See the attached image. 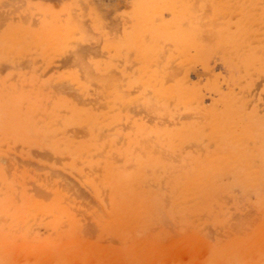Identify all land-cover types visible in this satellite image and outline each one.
Returning a JSON list of instances; mask_svg holds the SVG:
<instances>
[{"label":"bare ground","instance_id":"bare-ground-1","mask_svg":"<svg viewBox=\"0 0 264 264\" xmlns=\"http://www.w3.org/2000/svg\"><path fill=\"white\" fill-rule=\"evenodd\" d=\"M89 1L91 5L92 2ZM162 5L171 10L168 24L176 31L180 29L182 23L185 25L187 22L180 19L182 14L192 12L186 4L183 12L179 13L174 11L168 1L141 0L137 8V17L140 16L142 19L141 27L139 29L136 27L132 35L128 36V41L144 42L147 39L146 34L152 37L157 32L160 34L159 31L164 26L148 20L149 16L146 17V13L153 10L151 12L153 14ZM199 8L201 12L199 17L197 14V20L195 15L188 19L191 31L183 32L185 34L182 37V44H185V47L182 46L181 50L175 51L179 52L180 59L178 57L176 59L178 61L171 66L162 60L167 68L166 66L163 68L164 65L160 68L158 55L149 49L141 54L139 48L144 46L140 45L139 50L135 48L132 50L137 55L136 66L134 70H130L128 65L129 70L126 73L131 71L133 76L130 74L128 77L125 76L128 78L126 85L122 84L117 76L120 75L119 78L124 76V70L118 69L127 64L115 67L117 74L105 72L99 75L91 72L94 66L90 68L89 63L88 65L83 63L81 70L79 65L82 63L79 61L80 63L75 64L77 68L79 67L78 70L80 69L78 85L74 84L77 86L76 89H70L74 86L68 84L69 78L66 79V75H63L65 76L63 80L61 77L53 78L58 80L57 85L64 80L68 83L66 86L60 82L59 89L62 84L66 86V88L63 86L62 90L51 83L57 86L51 88L57 92L54 91L56 96L53 99L52 96L48 99V94L45 97L39 88L35 90L38 87L35 83L40 74H35L37 81L34 76L32 77L35 82L32 78H27L28 71L27 74L26 70L24 71L25 76L23 72L16 74L19 70H14V75H17L15 80L18 75L23 74L24 79L20 76L18 81L25 82L26 79L27 83L30 82L29 84L25 82L24 85L22 83L21 88H26L25 85L31 87L30 89L36 92V96L33 93L34 99H38L31 100L32 91L28 88V93L24 92L26 89L21 91L18 82H16L18 90L14 84L16 90L11 88L8 91L10 85L4 87L5 94L0 92V264H264V0H199ZM45 16L47 25L52 14L50 16L48 13ZM44 20L46 21L45 18ZM61 23L63 24L62 21ZM72 23H76V20L70 24ZM72 27L75 29V25ZM40 29L44 30L43 25ZM12 31L10 30V33ZM24 32L27 33L23 31L21 35H24ZM64 33L69 34L68 31ZM87 35L91 36L88 33ZM119 35H122L121 32ZM45 36L42 38L45 39ZM122 36L117 39L123 41L125 45L128 42L126 39L124 41V35ZM42 38L39 40L45 41ZM61 38L63 40V35ZM46 41L52 40L48 38ZM71 42V39L68 40V43ZM115 44L120 45L114 43L113 46ZM123 44L120 45L122 48ZM7 45L11 47L10 43ZM47 45L45 44L46 47ZM16 46L17 50L19 45ZM162 46L164 45L161 44V50L159 47L161 52L169 47ZM125 47L131 48L129 44ZM49 48L52 49L51 52L49 50L51 54L54 48L48 45L45 51ZM110 48L109 50H113ZM143 48L142 52L146 50ZM13 49H10L11 52ZM114 51L116 54L117 50ZM41 52L44 53V50ZM124 52L126 53V48ZM43 53L39 59L43 57ZM49 53L47 52L48 55ZM173 55L168 61L177 57V54ZM123 56H126L123 60L129 58V61H133L134 57L131 56L130 59L127 54ZM45 59L48 60L47 57ZM215 60L220 61L223 74L213 69L212 62ZM85 67L88 68L87 71ZM95 68H98V65ZM107 68L111 69L109 66ZM34 70L36 71L30 70L32 74ZM71 70L72 76L76 75L73 74L74 70ZM98 70L101 71L100 68ZM46 74L49 76L47 72ZM50 77L52 78V74ZM81 78H84V81L89 80L87 83L94 87L97 86L96 92L99 91L98 87H105L107 91L104 88L102 92L109 98L108 103H105L107 98L101 95L102 92L99 91L100 97H96L98 94L82 83L79 80ZM91 78L96 82L97 80L103 82L96 83ZM5 80V86L9 85L10 81H15L10 78ZM41 83L45 81L42 80ZM10 84L13 86V83ZM31 84L36 86L33 88ZM132 86L136 87L134 93L130 90ZM255 88L259 90L256 97V94L252 93ZM63 89L70 90L65 91L68 95L74 91V95L70 93V96L71 98L73 96L75 105H71L72 101L70 103L69 98V102L65 100L62 96ZM89 89L91 91L89 94L94 93L99 99L103 97L104 101L101 103L105 106V112L98 115L97 112L90 111L94 109L88 103L95 97L90 95L88 97ZM50 92L53 94L51 90ZM206 95L210 96L209 103L205 101ZM46 98L52 102L49 111L46 109L50 102ZM44 101L48 105H45ZM94 101L97 102L98 99ZM76 103L85 104L86 109L79 107L78 104L77 107ZM99 104L97 102L95 105L98 110L94 106L97 111L104 107L100 104L102 106L100 108ZM129 104L135 107H131L130 110ZM127 108H130L129 113L135 111L136 115L138 112H142V115L145 113L147 120L143 121L142 116L135 119L134 132L121 133L120 136V129L115 126L123 124L121 115ZM36 112H40L41 115L39 122L33 121ZM120 116L121 122L112 127ZM126 117L128 121L129 116ZM67 124V130L72 127L71 125L69 127V124L84 127L85 131L87 130L86 135L77 138L76 132L72 129L74 132L72 135L77 139L61 136L59 131H64L62 128ZM106 126L108 132L100 134L103 136L100 138L99 133L103 132L101 128ZM123 126L122 132L125 131ZM128 126H124L126 130ZM131 127L133 126L130 125L128 130L133 131ZM98 129L100 132L96 133ZM69 131L72 132L71 129ZM72 135L68 137L72 138ZM117 137H121L122 140L118 139L121 141L119 145ZM25 145L46 146L51 156L61 154L62 158L59 157L62 160L65 158L62 154H67V161L62 163L61 168L75 173L79 181L86 185L85 188L91 190L89 192L97 199L93 198L98 201V206L96 207V204L93 206L94 201L92 206L90 203L88 205V200L93 196L88 198L90 195L86 196L87 192L79 191L74 193V196L69 194L74 188L67 183L71 181L68 176L66 179L69 181L64 182L65 180L54 170H52L54 174L52 171L38 172L42 169L36 171L35 167H40L41 164L30 166L32 162L26 161L27 165L22 163L18 165L17 158L20 156L16 158V151L29 154L30 150H24ZM31 149L36 151L34 148ZM43 150H37V155L40 154L39 156L45 159L46 153ZM39 152H43V155ZM30 154L37 156L31 152ZM55 156L51 157V166L56 164V160L53 159L59 158ZM74 182L75 187L79 182L76 185ZM78 194L80 197L81 194L86 195L79 198ZM75 196L79 200L75 199ZM41 224L49 228L48 234L38 233L40 229L37 231L36 227ZM26 257H30L31 261L24 260Z\"/></svg>","mask_w":264,"mask_h":264},{"label":"rangeland","instance_id":"rangeland-1","mask_svg":"<svg viewBox=\"0 0 264 264\" xmlns=\"http://www.w3.org/2000/svg\"><path fill=\"white\" fill-rule=\"evenodd\" d=\"M21 1V2H20ZM162 1H168V3H170L171 5H172V7L174 8V11H176V12H183V8H184V6H185V4L189 7V9L190 10H192V12L190 13V14H186V13H183L182 14V16H181V20H185V21H187V22H185V25H184V23H182V25H181V27H180V29H177V31H176V29L174 28V29H172L173 27H171L169 24H168V22L170 21V19H171V10L170 9H168L167 7H166V5H162V6H160V8L158 9V11H156L155 13H151V12H153V10H148L147 11V13H146V17H148L147 19L148 20H152V21H156V22H154L155 24H161V26H164V27H167V28H164V27H161V29L162 30H160L159 32H160V34L157 32V34H155L153 37L150 35V34H146L145 36L147 37V39H146V37L144 36V38L147 40H144V42L146 41V43H144L143 41H139L138 43H137V41H135V43H137V44H135L134 42H132V41H128V36H130V35H132V33L135 31V29H136V27H137V29H139L140 27H141V22H142V19H141V17L139 16V17H137V8H138V6H139V3L141 2V0H91V2H92V4H93V7H92V4L90 5V1L89 0H0V37L2 38V40H1V38H0V42H2L3 44H1L0 43V78H2V79H0L1 81H0V86H1V88H2V83H3V88L1 89L0 88V92L1 93H6V91H5V88L4 87H6L7 88V86H10L11 85V87L10 88H7V90L8 91H10V89L11 88H15V87H17L16 86V82H18L19 84H18V87L19 88H21L22 86H21V84L22 85H24V83L26 82V79H25V82L23 81L22 82V80H21V82L20 81H18V78H20V76L23 78L24 77V75L23 74H25L27 71V75H28V79H31L33 76H34V79L35 78H37V76L35 75V74H37V75H39L40 74V76H38L39 77V79H38V81H37V79H35V80H33V78H32V80L33 81H35L34 83L38 86V87H36L35 88V90H37L38 88H39V91L41 92H43V94H44V96L46 97L47 96V94H48V99H50V97H51V99H53L55 96H56V93L55 92H57V90L55 91V89H51V88H54L53 86H55L56 88H57V86H59L60 85V82L61 83H65V85L68 83V82H62V81H60L59 82V85H57L56 84V82L58 81V80H53V78L54 79H56V78H62L61 80H63V77H65V76H63V75H66V79H71L73 82H71L70 83V81L71 80H69L68 79V81H69V83L68 84H73V86L74 87H70V89H73V88H75V87H77V86H75V85H78V82H77V80H78V78L80 77V75H79V71H80V69H81V66H84L83 65V63L84 64H87V63H89V65H90V68H92V66H96L97 67V65H98V68H100L101 69V71L100 70H98V68H95L94 69V67H93V69H92V73H94V74H96V73H98L99 75H103V74H105V72H106V74H108L109 72V74H114L115 72H116V74L118 73V71L120 70V69H123L124 70V73H123V75L124 76H121V78H123V79H121V78H119V76H117L118 77V79L121 81V83L122 84H124L125 83V85L127 84V82H126V80L128 79L127 77L129 76V74L131 75V76H133V73L131 74L130 72L131 71H129V72H127L126 73V71H128L129 69L130 70H134V66H136L135 65V63H136V59L135 58H137V55H135V51H132V50H134V48L136 49V50H139L140 49V53L142 54V53H145V52H147V50L149 49V51H154L155 52V55H158V59H160V61L158 62V65H159V67L161 68V66L162 65H164V66H162L163 68H165V64H167L168 66H169V64H170V66L174 63V62H177L176 61V59H178V55H179V52H175L176 50L178 51V50H181V48H183L182 46H184L185 47V44H182V37H183V35L185 34V33H187V32H190L191 31V27H190V25L188 24V19L190 18V16H194L195 15V20H197V14H198V17L200 16V8H199V0H197V3L195 4V1H193V0H162ZM95 2V3H94ZM175 2H178V3H175ZM24 4V5H23ZM99 4V5H98ZM105 4V5H104ZM179 4V5H178ZM191 4V5H190ZM176 5H178V6H176ZM20 6V7H19ZM80 6V7H79ZM86 6H88V7H86ZM183 6V7H182ZM19 7V8H18ZM87 8H90V9H87ZM11 9H13L12 11H11ZM41 9H43L42 11H41ZM86 9H87V11H86ZM193 9H198V10H193ZM18 10V11H17ZM3 11V12H2ZM46 11H47V13H46ZM51 12V13H50ZM159 12V13H158ZM50 14V16H51V14H52V17H51V19H50V16H48L49 18L48 19H50V21L48 20V24L46 25V23H47V17L45 16L46 14ZM89 13V14H88ZM92 13V14H91ZM196 13V14H195ZM67 14V15H66ZM69 14V15H68ZM91 14V15H90ZM96 14V15H95ZM165 14V15H164ZM22 15V16H21ZM71 15H73V16H71ZM86 15V16H85ZM135 15V16H134ZM168 15V16H167ZM67 16V17H66ZM70 16V17H69ZM84 16V17H83ZM133 16V17H132ZM151 16H153V17H151ZM69 17V18H68ZM73 19H72V18ZM78 17V18H77ZM98 17V18H97ZM102 17V18H101ZM151 17V18H150ZM156 17H159V18H156ZM44 18L46 19V21L44 20ZM53 18V19H52ZM59 19V20H54V19ZM61 18V19H60ZM67 18V19H66ZM134 18V19H133ZM163 18V19H162ZM186 18V19H185ZM64 19V20H63ZM80 19V20H79ZM133 19V20H132ZM179 19V20H180ZM41 20V21H40ZM43 20H44V23H42L43 22ZM76 20V23L78 24V23H80L79 24V26L81 27V29H77L79 26H77V24L76 23H72V25H75V29L72 27V25L70 24L71 22H74ZM95 20V21H94ZM158 20V21H157ZM53 21V22H52ZM55 21V22H54ZM56 21H58V22H56ZM61 21L63 22V24L61 23ZM130 21V22H129ZM140 21V22H139ZM10 22V23H9ZM38 22V23H37ZM50 22H52V26H51V23ZM8 23V24H7ZM56 23V24H55ZM66 23V24H65ZM10 24V25H9ZM40 24H42L43 25V29L44 30H41L40 29V26H41V28H42V25H40ZM49 24H50V26H49ZM82 24V25H81ZM9 25V26H8ZM37 25V26H36ZM44 25H46L47 27H45L44 28ZM5 26V27H4ZM8 26V27H7ZM26 26V27H25ZM30 26H31V28H30ZM61 26H63V27H61ZM72 28H71V27ZM87 26V27H86ZM97 26V27H96ZM125 26L126 27H128V28H125ZM12 29H11V28ZM24 29H23V28ZM29 27V28H28ZM50 27V28H49ZM56 27V28H55ZM67 27H70L69 29H67ZM169 27V28H168ZM2 28V29H1ZM10 28V30H13L11 33H10V30H8V29ZM19 28V30H16V29H18ZM47 28H49V30L47 29ZM15 29V30H14ZM21 29V30H20ZM27 29V30H26ZM31 31H29V30ZM61 29V30H60ZM70 29H72V30H70ZM5 30V31H4ZM27 31V33H25L24 35H25V37H24V35H21L22 33H23V31ZM48 32H47V31ZM52 30V31H51ZM58 30V31H57ZM63 30V31H62ZM75 30V32H73ZM163 30H165V31H163ZM179 30V31H178ZM43 31H46V32H43ZM49 31H50V33H49ZM64 31H68L69 32V34L68 33H64ZM78 31V32H77ZM113 31V32H112ZM162 31V32H161ZM32 32H35V33H32ZM60 32V34H57V33H59ZM81 32H83V33H85V34H81ZM105 32V33H104ZM120 32H121V34L122 35H124V41H125V39L127 40V42L128 43H125V45L122 43L123 41H119V39H117V37L119 38H121V36L122 35H119L120 34ZM171 32V33H170ZM174 32V33H173ZM183 32H185V33H183ZM13 33V34H12ZM14 33H15V35H14ZM30 33V34H29ZM36 33H38V34H36ZM89 34V35H91V36H86V34ZM104 33V34H103ZM115 33V34H114ZM124 33V34H123ZM40 34H42L41 35V37H40ZM47 34H49V35H47ZM53 34H55L54 36H53ZM65 34V35H64ZM67 34V35H66ZM98 34V35H97ZM3 35L5 36V40L6 41H8V42H6L4 39H3ZM7 35H9V36H7ZM10 35H11V37H10ZM20 35H21V37L22 38H20ZM44 35H46L45 36V39H43L44 37ZM61 35H63V40H62V38H61ZM69 35V36H68ZM83 35H85V36H83ZM108 35V36H107ZM119 35V36H118ZM147 35H149V37L147 36ZM164 35V36H163ZM13 36H14V38H13ZM32 36V37H31ZM35 36H37V37H35ZM39 36V37H38ZM56 36V37H55ZM67 36H68V38H67ZM73 36V37H72ZM77 36V37H76ZM94 36V37H93ZM18 37V39H16ZM43 37V38H42ZM49 38V40H52V41H49V42H52V44L50 45V43L49 42H47L46 40H48V38ZM58 37H59V39H58ZM88 37H90V38H88ZM100 37V38H99ZM104 37H106L105 39H104ZM107 37H108V40H106L107 39ZM114 37V38H113ZM126 37V38H125ZM23 38H25V40L23 39ZM31 38H33V39H31ZM39 38H40V40H41V38L43 39V40H45V41H43V42H41L40 40H39ZM71 39V43H68V40H70ZM84 38V39H83ZM86 38V39H85ZM94 38V39H93ZM122 38H123V36H122ZM150 38V39H149ZM155 38V39H154ZM13 39V40H12ZM37 40V42L35 41V40ZM66 39V40H65ZM73 39V40H72ZM77 39V40H76ZM81 40V42L79 41V40ZM104 39V40H103ZM117 39V40H116ZM21 40H24L25 41V43H22V42H24V41H21ZM29 41V43H28V41ZM55 40V41H54ZM82 40H83V42H82ZM120 40H122V39H120ZM17 41H19V43L17 42ZM21 41V42H20ZM41 43H40V42ZM67 41V42H66ZM60 42H62V43H60ZM108 45V44H110L109 46H107L105 43ZM120 42V43H119ZM149 42V43H148ZM8 43H10L11 44V47L9 48L8 46L9 45H7ZM14 43V44H13ZM18 43V44H17ZM23 45H22V44ZM47 43H48V45L49 46H52L54 49H53V51H52V53H57V54H55V55H51L50 53H49V50H50V52H51V50L52 49H47L46 51H45V48H47L48 47V45H47ZM54 43H56V44H54ZM65 43V44H64ZM114 43H118V44H120V45H122L123 44V48H122V46H120V45H114L113 46V44ZM170 43V44H169ZM13 44V45H12ZM28 44V45H27ZM45 44L47 45V47L45 46ZM60 44H62V45H60ZM126 44H127V46H128V44L131 46V48L129 47L128 49H131V50H129L128 51V49H127V47H125L126 48V53L124 52L125 51V48H124V46H126ZM137 45V46H135V45ZM150 44V45H149ZM160 44V45H159ZM161 44H163L164 45V47L165 48H167L168 46V49H170V50H172V52L170 51V50H166V51H163L162 50V52L160 51L162 48H161ZM16 45H19L18 46V49L16 50V48H17V46ZM69 45V46H68ZM104 45H105V47H104ZM140 45H143L144 46V48L141 46L140 48H139V46ZM158 45H159V47H160V50H159V47H158ZM167 45V46H166ZM170 45H171V47H170ZM16 46V47H15ZM22 46L24 47V48H22ZM31 46V47H30ZM72 46V47H71ZM135 46V47H134ZM147 46V47H146ZM4 47H6L5 48V50H4ZM13 47H15L14 49H13ZM40 47V48H39ZM45 47V48H44ZM101 47V48H100ZM110 47H112L113 48V50H109V49H111ZM163 47V46H162ZM163 47V48H164ZM178 47V48H177ZM38 48V49H37ZM108 48V49H107ZM139 48V49H138ZM142 48L143 49H146L145 51H143L142 52ZM153 48V49H152ZM10 49H13L12 50V52H11V50ZM22 49H23V51H22ZM100 49V50H99ZM105 49V50H104ZM108 50V52H107V50ZM114 49L115 50H117V52H116V54L114 53L115 51H114ZM118 49H120V50H118ZM121 49H122V51H121ZM9 50V51H8ZM19 50H20V53H19ZM36 50V51H35ZM42 50H44V53L43 52H41ZM173 50H174V52H173ZM8 51V52H7ZM97 51V52H96ZM127 51H128V53H127ZM132 51V52H131ZM160 51V52H159ZM4 52V53H3ZM10 52V53H9ZM26 52V53H25ZM47 52L50 54V55H48L47 54ZM105 52V53H104ZM106 52H107V54H106ZM134 52V53H133ZM157 52V53H156ZM2 53H3V55H2ZM9 53V54H8ZM30 55H29V54ZM34 53H36V54H34ZM41 53H43V57L44 58H48V60H44V58L43 57H40V59H39V56H42V55H40ZM111 53V54H110ZM127 54L129 57H130V59L132 58V57H134V58H132V60L133 61H129V58H128V60H127V58H126V60H123V55L124 54ZM138 53H139V51H138ZM159 53H165L164 55H161V54H159ZM167 53V54H166ZM17 54V55H16ZM25 54V55H24ZM119 54V55H118ZM133 54V55H132ZM175 55V54H177V57H174L175 58V60H174V58H172L170 61H168L169 59H170V57H172V55ZM9 55H11V56H9ZM19 55V56H18ZM24 55V56H23ZM47 55V56H46ZM138 55H140V54H138ZM173 55V56H174ZM7 56H9L8 58H7ZM14 56H15V58H14ZM21 56V57H20ZM113 56H115V57H113ZM121 56V57H120ZM127 56V57H128ZM132 56V57H131ZM136 56V57H135ZM162 56H163V59H162ZM165 56H166V58H165ZM11 57H13V58H11ZM27 57V58H26ZM32 59H31V58ZM53 57V58H52ZM111 58V59H107V58ZM114 59H113V58ZM126 57V56H125ZM124 57V58H125ZM11 58V59H10ZM26 58V59H25ZM35 58H37L38 59V61L39 60H41L40 62H38L37 61V59L35 60V61H33ZM55 58V59H54ZM3 59H5V60H3ZM8 59V60H7ZM10 59V60H9ZM23 60V62L21 61V60ZM27 59H29L31 62H29V63H27L26 61H29V60H27ZM54 59V60H53ZM100 59H102V60H100ZM104 59V60H103ZM166 59H167V61H166ZM179 59H180V57H179ZM14 60V61H13ZM16 60V61H15ZM20 60V61H19ZM162 60H164L165 62V64L163 63V61ZM52 63H51V62ZM81 62L82 64L81 65H79L80 66V69L78 70V68H77V66L75 65L76 64V62ZM3 64H2V63ZM6 64H5V63ZM79 62V63H80ZM103 63V64H99V63ZM129 62L131 63V64H129ZM167 62V63H166ZM9 63V64H8ZM49 63V64H48ZM115 63V64H114ZM169 63V64H168ZM213 63V65H212V67H213V69L215 70V72H218V73H220L221 72V74H223V68H222V66H220L221 65V63H220V61L219 60H215L214 62H212ZM8 64V65H7ZM12 64V66H10ZM15 64V65H14ZM19 65V67L17 66V65ZM24 64V65H23ZM31 64H32V66H31ZM53 64V65H52ZM78 64V63H77ZM92 64V65H91ZM123 64H127V66H125L124 65V67L122 68H117L118 69V71H116V69H115V67H120V66H123ZM161 64V65H160ZM220 64V65H219ZM40 65H41V69H39L40 68ZM50 65V66H49ZM54 65H55V67H54ZM88 65V64H87ZM86 65V66H87ZM111 65V66H110ZM113 65H114V67H113ZM128 65H129V69L127 68L128 67ZM16 66V68H14ZM20 66H22V67H20ZM31 66V67H30ZM99 66H101V67H99ZM113 67V68H111V69H106V67ZM26 68V69H24V68ZM28 67H30V68H28ZM51 67H53V68H51ZM72 68V70L71 71H73V74H78L77 76L76 75H73L72 76V73L70 72V70L68 69V68ZM87 67H89V66H87ZM215 67V68H214ZM19 68V69H18ZM23 68V69H22ZM43 68H44V70H46V69H48L46 72L48 73V75L49 76H47V74H46V72L43 70ZM74 68H76V69H74ZM89 68V69H90ZM166 68H167V66H166ZM28 69V70H27ZM32 71L33 69H36V73L34 72V74H32V72L30 71V70ZM42 70V71H40L39 72V70ZM83 69H84V67H83ZM85 69H86V67H85ZM88 69V68H87ZM87 69H86V71H87ZM102 69H103V71H102ZM221 69V70H220ZM8 70V71H7ZM18 71L16 74H19V73H21V72H23V74H21V75H18L19 77H16L17 79L15 80V76H17V75H14L15 74V71ZM26 70V71H25ZM53 70H55V72H53ZM59 70V71H58ZM82 70V69H81ZM91 70V69H90ZM89 70V71H90ZM98 70V71H97ZM108 70H110V71H108ZM114 70V71H113ZM24 71H25V73H24ZM30 71V72H29ZM44 71V72H43ZM14 72V73H13ZM44 73V76H42L41 77V75ZM63 72H66V73H63ZM77 72V73H76ZM81 72H83L84 73V71H81ZM102 72V73H101ZM114 72V73H113ZM9 73V74H8ZM29 73H31V74H29ZM26 74H25V76H26ZM51 74H52V78L50 77L51 76ZM53 74H54V76H53ZM69 74V75H68ZM94 74H92V75H94ZM8 75H9V77H8ZM82 75V74H81ZM45 76H47V77H45ZM84 76V75H83ZM95 76V75H94ZM93 76V77H94ZM98 75H96V77H97ZM125 76H127V77H125ZM4 77V78H3ZM78 77V78H77ZM92 77V78H93ZM96 77H94V79L96 78ZM6 78H10L11 80H15L14 82H12V81H10V80H7V81H10V83H13V86H12V84H10L9 83V85H4L5 83H6ZM51 78V79H50ZM91 78V79H92ZM98 78H100V77H98ZM131 78V77H130ZM191 78L192 79H194V76L192 77V75H191ZM202 78V77H201ZM24 79V78H23ZM48 79H50V80H48ZM84 79V78H83ZM82 78L81 79H79L80 81H82V83H85L86 84V86L88 87V88H92L91 90L93 91H97V86L96 87H94V85H91V84H89V83H87V81L89 82V80H87V81H84ZM94 79H92V80H94ZM125 79V80H124ZM4 80V81H3ZM32 80H29V81H31L32 82ZM45 81V83H41V81ZM48 80V82L46 83V81ZM53 80V81H52ZM91 80V81H92ZM3 81V82H2ZM50 81V82H49ZM67 81V80H66ZM95 81V80H94ZM94 81H92V82H94ZM40 82V83H39ZM96 82V81H95ZM97 82L98 83H102L103 81L102 80H97ZM96 82V83H97ZM8 83V82H7ZM27 83V82H26ZM25 83V84H26ZM30 83V82H29ZM29 83H27V84H29ZM33 83V82H32ZM33 83V84H34ZM52 83H54V84H56V85H50V84ZM14 84H15V87H14ZM33 84H31L32 86H33ZM47 84V85H46ZM75 84V85H74ZM94 84V83H93ZM36 85H34V86H36ZM41 85H43V86H41ZM65 85H63L62 84V87H61V89H59L60 88V86L58 87V89L59 90H62V88H66V86ZM97 85V84H96ZM99 85V84H98ZM100 85H102V84H100ZM29 86V85H28ZM34 86H33V88H34ZM47 86V87H46ZM64 86V87H63ZM104 86V85H103ZM102 86V87H103ZM124 86V85H123ZM17 87V90L19 89ZM25 87L26 88H23V89H26V91L24 90V92H26V93H28V91H27V86L25 85ZM31 87H29L28 89L29 90H31L30 89ZM44 88H47V89H44ZM105 88V87H104ZM104 88H99L98 87V89H99V91L100 92H102V90H104ZM125 88V87H124ZM135 88L136 87H134V86H132L131 87V91H132V93H134V90H135ZM4 89V90H3ZM23 89L21 88V91H23ZM76 89V88H75ZM75 89H73V90H75ZM90 89L88 90V97H89V95H90V97H95L94 95V93L93 94H89V91H90ZM101 89V90H100ZM3 92H2V91ZM15 90H16V88H15ZM50 90L52 91V93L53 94H51V92H50ZM69 90V89H68ZM68 90H65V89H63V97H65V100L67 101V102H69V100H70V103H71V101H72V104L71 105H75L74 104V102L73 101H75L74 100V98H73V96H72V98H71V96H70V93L72 94V95H74L73 94V90H71V91H73V92H69V95L68 94H66V92L65 91H67L68 92ZM105 90H106V88H105ZM32 91V90H31ZM34 91V90H33ZM32 91V96L33 97H31V100H36V99H38V98H35L34 99V97L36 96V92H33ZM55 91V92H54ZM70 91V90H69ZM95 91V92H96ZM98 91V92H99ZM107 91V90H106ZM105 91V92H106ZM255 91V92H254ZM19 92V91H18ZM30 92V91H29ZM98 92H96L97 94H98ZM104 92V93H105ZM257 92V93H256ZM258 92H259V90L257 89L256 90V88L255 89H253V94L255 95V97L258 95ZM4 93V94H5ZM16 93H17V91H16ZM31 93V92H30ZM30 93H29V95H30ZM33 93H34V95H33ZM51 95H50V94ZM90 93H91V91H90ZM107 93V92H106ZM105 93V94H106ZM64 94H66L65 96H64ZM96 94V95H97ZM54 95V96H53ZM67 95L69 96V97H67ZM100 95V93L98 94V96H96V97H100L99 96ZM101 95H103V92L101 93ZM108 95V94H107ZM104 96V95H103ZM94 98V99H98V101L97 102H99L101 105H103L102 103V100L104 101V99H103V97L101 96V98L99 99V98ZM104 97H106V96H104ZM46 98V100L48 101V99ZM67 98V99H66ZM68 98H69V100H68ZM77 97H75V99H76ZM107 99H106V104L108 103L107 101L109 100V98L108 97H106ZM208 98V99H207ZM72 99V100H71ZM94 99L92 98L91 100H93L94 101ZM45 100V101H46ZM78 100V99H77ZM44 101V102H45ZM78 101H80V100H78ZM77 101V102H78ZM93 101L91 102V103H88V105H91L92 106V108L94 109L93 111H92V109L90 110V108H89V110L91 111V112H97V114L99 113H101V112H105L106 111V109H105V106L100 110L99 109V111H97L98 110V108H97V106H98V104H97V106H95L96 105V103L97 102H95L94 103V106H95V108L97 109H95L94 108V106L92 105L93 104ZM205 101H207L208 103H209V101H210V96L209 95H206L205 96ZM48 102H50L49 103V106H47L48 108L46 109L47 111H49L50 110V108L52 107V102L51 101H48ZM102 102V103H101ZM80 103V102H79ZM104 103V104H105ZM207 103V104H208ZM78 103H76V105H77ZM83 104V103H82ZM79 105V107H83V108H85V104H83V105ZM99 104V105H100ZM105 104V105H106ZM205 104H206V102H205ZM45 105H48V104H46V102H45ZM78 105H77V107H78ZM88 105L86 104V106L88 107ZM99 106L100 108L102 107V106ZM133 105H135V103L133 104ZM22 109L24 110V105H22ZM128 107H132V108H134L135 106H131V104H129L128 105ZM106 108H107V106H106ZM130 108H127V110H125V111H123V113H122V122H123V124H124V126L126 127V126H128V128L130 127V125H132L133 127H131V129L133 128V131H130V129L128 130V128H127V130H126V128L123 126V124L122 125H120L121 123H119V121H120V119H121V116L118 118V119H116L115 121H114V124H113V126L112 127H114L115 126V124L116 123H119L118 125H116L115 127H119V133L121 134H123V133H130V132H134V123H133V121L135 120V119H140L141 118V116L143 117V118H141L143 121H146L147 119H145L146 118V115H145V113H143V115H142V112L141 113H139L138 112V115H136L135 114V111H131L130 113H129V111H128V109H130ZM132 108L130 109V110H132ZM86 109V108H85ZM88 109V108H87ZM136 109V108H135ZM96 110V111H95ZM134 110V109H133ZM137 111V110H136ZM62 112V111H61ZM39 113V114H38ZM36 114H38V116H36ZM98 114V115H99ZM131 114H135V115H131ZM40 115V112H36L35 114H34V116H33V121H35V122H39L40 121V119H41V115ZM129 116V118H131V120L128 118V121H127V117L126 116ZM132 117H131V116ZM135 117V118H134ZM37 121H36V120ZM130 120V121H129ZM128 122V124H127V122ZM121 122V121H120ZM125 122V123H124ZM132 122V123H131ZM131 123V124H130ZM126 124V125H125ZM70 125L73 127H71L70 129H71V131L72 132H70L69 130H67V127H68V124L66 125V126H64L63 128H62V130H64V131H59V134H61V136L63 135V137H66V138H70V139H77V138H81V137H84V135H86V133H87V130L85 131V128L84 127H80V126H78V125H73V124H69V127H70ZM110 126V127H111ZM122 126H123V129H125V131H121V129H122ZM66 127V128H65ZM109 127V128H110ZM121 127V128H120ZM66 129V132H65V129ZM82 128V129H81ZM106 128V129H105ZM108 127L106 126V127H103V128H101V131H103V132H101V133H99V135L100 134H102V133H104V132H106L105 134H107V132H108V129H107ZM76 132V135H77V138H75L73 135H72V133H74L73 132V130ZM104 129H105V131H104ZM99 130V129H98ZM96 131V133H98V132H100V130L99 131ZM121 131V132H120ZM66 135H65V134ZM70 133V134H69ZM122 134L120 135V136H122ZM68 135H72V138H71V136H69L68 137ZM102 135H104V134H102ZM102 135H100L99 137L100 138H103V136ZM102 136V137H101ZM86 137V136H85ZM105 137V136H104ZM118 139H120L121 140V137L119 138V137H117V143H118V145H119V143L122 141H119ZM46 146H37V145H25V149L24 150H30L29 151V154L28 155H25V154H21V153H19V152H17L16 151V154H15V156H16V158L18 157V156H20V157H18L17 159H18V161H19V163H18V161H17V164L18 165H27L26 163L28 162V161H31L30 163H31V165L30 166H32V164H33V166L35 165V166H37V165H39V164H41L40 165V167H35V169H36V171H37V169H42V171L41 170H38V172H49V173H51V171L52 170H54L56 173H58L59 174V176L63 179V180H65L64 182H66V181H69V179L67 180L66 178H71L70 180V182H67V183H70L71 184V186H73V188H74V191L75 190H78L77 192H72L71 190L69 191L70 193L69 194H72V196H74L73 194L74 193H79V191L81 192V193H86L85 195L86 196H88V195H90V196H88V198L89 197H91V196H93V197H91L90 199H92V202H90V199L88 200V198H87V200H88V205H89V203H90V205L91 204H93V201H94V204H93V206L95 205L96 207L98 206V201H96L97 199L94 197V195L92 194V192H89V191H91L90 189H88V188H85L86 187V185L84 186L80 181H79V179L77 178V176L75 175V173H73V172H71L69 169H65L64 167L63 168H61L62 167V163H64V162H66L67 161V154H65V153H63L62 154V156H65V158L63 157V159L64 160H62L61 158V154H56V156L57 157H59V158H57V159H53L55 162H56V164H55V166H51V162H52V158L55 156V155H53L52 154V156H51V152H50V150H49V148H45ZM31 148H34L36 151H31L32 149ZM37 148V149H36ZM39 149H41V151L43 150V149H45V150H43V152L44 153H46V154H44L45 156H46V158L44 159V158H41L39 155L40 154H38L37 155V150H39ZM30 152L32 153V154H35V155H37V156H34V155H31L30 154ZM42 152V153H43ZM50 152V153H49ZM15 153V152H14ZM39 153H41V152H39ZM41 153V155H43ZM48 154H50V155H48ZM48 155V156H47ZM52 158H51V157ZM56 156H55V158H56ZM44 157V156H43ZM48 157V158H47ZM51 158V160H50V158ZM27 158V159H26ZM29 158H30V160H29ZM47 159V160H46ZM59 159V161L57 162V160ZM61 160V161H60ZM66 160V161H65ZM21 161H23V162H21ZM25 161V162H24ZM27 161V162H26ZM49 161V162H48ZM37 163V164H34V163ZM39 162V163H38ZM60 162V163H59ZM20 163H22V164H20ZM30 163H28V165L30 164ZM59 163V164H58ZM30 166H28V167H30ZM51 166V167H50ZM47 168V169H43V168ZM34 167H32V169H33ZM35 169H33V170H35ZM51 169V170H50ZM60 169V170H59ZM60 171V172H59ZM64 171V172H63ZM54 172V173H55ZM48 173V174H49ZM53 173V171H52V174H54ZM61 173V174H60ZM63 174H66V176L65 175H63ZM51 175V174H50ZM57 175V174H56ZM62 175V176H61ZM73 176V177H70V176ZM63 176H64V178H63ZM68 176V177H67ZM76 176V177H75ZM60 177H58V179H60ZM75 180V182H74V180ZM73 180V181H72ZM63 182V181H62ZM73 182H74V184L76 185L78 182V184L74 187V185H73ZM66 183V184H67ZM69 184V185H70ZM70 186V187H71ZM84 186V187H83ZM72 189V188H71ZM88 189V190H87ZM91 193V194H90ZM82 196H85V195H83V194H81ZM76 196H77V194H76ZM76 196H75V199H77V200H79L78 198H76ZM78 196H79V194H78ZM81 196V197H82ZM80 196H79V198H81ZM83 198V197H82ZM96 199V200H94V199ZM84 200H85V202H86V199L84 198ZM83 200V201H84ZM81 201H82V199H81ZM92 206V205H91ZM94 206V207H95ZM42 229H41V228ZM38 228L41 230H39L38 231ZM48 227L45 225V224H41V225H38L37 227H36V230L38 231V233L40 234L41 233V235H46V234H48V232H49V228L47 229ZM45 231V232H44ZM44 232V233H43ZM24 260H27L28 262H30L31 261V259H30V257H26ZM133 264H140V263H133Z\"/></svg>","mask_w":264,"mask_h":264}]
</instances>
